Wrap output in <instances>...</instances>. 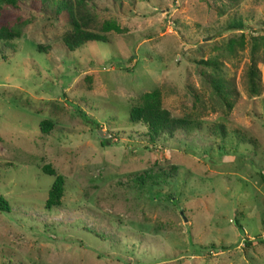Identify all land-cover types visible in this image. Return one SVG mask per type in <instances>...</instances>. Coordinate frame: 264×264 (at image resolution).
<instances>
[{
	"label": "rangeland",
	"instance_id": "374dc122",
	"mask_svg": "<svg viewBox=\"0 0 264 264\" xmlns=\"http://www.w3.org/2000/svg\"><path fill=\"white\" fill-rule=\"evenodd\" d=\"M35 5L0 3V264H264V0H93L118 29L73 51ZM153 91L195 128L151 141L128 117Z\"/></svg>",
	"mask_w": 264,
	"mask_h": 264
},
{
	"label": "trees",
	"instance_id": "16d2710c",
	"mask_svg": "<svg viewBox=\"0 0 264 264\" xmlns=\"http://www.w3.org/2000/svg\"><path fill=\"white\" fill-rule=\"evenodd\" d=\"M21 1L26 0H0L9 7L18 6ZM44 13H50L55 18L63 16L67 20L71 29L68 33L63 36V43L68 49V51H73L84 44L90 42H107L106 33L110 30L118 29L114 22L104 21L100 26V30L91 29L90 25L97 23L96 17L88 8V3L93 2V0H27ZM51 10V12L49 11ZM16 24H19L16 23ZM242 23L239 21H232L226 27L227 30H240ZM17 25L11 29L10 24L5 25L0 22V41H3L9 45L11 40L19 37V32L17 30ZM9 47H12L9 45ZM254 49L251 52L252 64L246 72V83L247 92L250 95H256L259 93V74L257 67L255 65V57L258 54V49ZM12 49V48H10ZM13 50V49H12ZM212 89L216 93L224 94L227 97L226 103L230 107L228 102V89L225 87L224 83L219 80H212ZM130 122L143 124L151 138V141L161 136H172L176 131H188L195 128V123L187 118H175L171 113L162 107L161 95L158 91H153L151 93L142 96V101L138 106L132 107L129 111ZM50 124L47 121H42L39 124V129L42 133L48 132ZM217 131L220 136L224 139L226 133L223 125H218ZM103 142H108L104 140ZM42 172L53 177V182L48 189V198L46 202V208L50 209L52 206H57L60 199L64 193V179L60 175L55 174L54 170L48 166L42 168ZM140 185L145 184V178L142 177L138 179ZM7 203L0 199V210H7ZM238 229L241 227L235 224ZM257 240L259 238H256ZM12 261L9 260L8 264Z\"/></svg>",
	"mask_w": 264,
	"mask_h": 264
},
{
	"label": "water",
	"instance_id": "95a60500",
	"mask_svg": "<svg viewBox=\"0 0 264 264\" xmlns=\"http://www.w3.org/2000/svg\"><path fill=\"white\" fill-rule=\"evenodd\" d=\"M180 214L183 216V213L182 212H180ZM241 232L244 234V231L241 229Z\"/></svg>",
	"mask_w": 264,
	"mask_h": 264
}]
</instances>
